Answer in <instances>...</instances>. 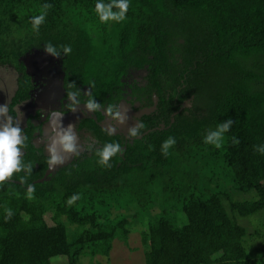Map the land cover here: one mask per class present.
Wrapping results in <instances>:
<instances>
[{"label":"trees","instance_id":"trees-1","mask_svg":"<svg viewBox=\"0 0 264 264\" xmlns=\"http://www.w3.org/2000/svg\"><path fill=\"white\" fill-rule=\"evenodd\" d=\"M45 3L52 8L35 32L31 18ZM96 3L0 0V66L18 74L9 115L15 118L14 108L35 88L25 59L44 53L49 42L72 48L58 58L64 101L70 104L67 92L79 89V106L89 90L104 107L129 98L155 109L138 120L146 125L141 138L108 135L99 127L108 119L102 110L80 119L76 128L93 138V150L41 183L35 181L47 157L33 143L40 127L28 121L23 152L34 165L28 183L36 186L35 199H27L23 172L0 186V264L108 257L114 240L128 245L134 226L144 264H264V243H257L264 231L253 226L257 214L264 219V155L256 151L264 144V0H130L120 23H101ZM141 72L142 84L126 79ZM228 118L224 146L205 144ZM169 136L176 144L165 156L161 145ZM116 141L123 154L111 168L100 166L95 149ZM233 192L257 198L238 201ZM76 193L81 198L69 205ZM6 207L14 212L7 221Z\"/></svg>","mask_w":264,"mask_h":264},{"label":"clouds","instance_id":"clouds-1","mask_svg":"<svg viewBox=\"0 0 264 264\" xmlns=\"http://www.w3.org/2000/svg\"><path fill=\"white\" fill-rule=\"evenodd\" d=\"M52 8L51 4L45 3L41 5V14L31 18V25L35 32H39L40 26L45 22L47 11ZM130 8V0H109L104 3L103 0H97L95 5V12L97 13L101 23L115 21L120 23L127 18V12ZM44 53L55 59H58L61 52L64 55L71 53L72 48L70 45H61L59 50L50 42L45 44ZM94 87V84L89 85V89ZM68 88L76 89L75 82H69ZM88 99L83 102V107L86 112L95 113L102 110L110 121L115 124L124 125L127 123L129 117L127 115L128 109L124 112L120 111L119 106L109 104L104 107L100 102L96 101L89 90H85ZM80 90L67 92L68 100L70 101L69 110L76 112L81 101L78 99ZM18 111V109H17ZM22 118V114H21ZM14 118L9 115V107L7 103L0 104V186L13 179L14 174L24 173L21 176L20 183L27 185V199H35L34 193L36 186L28 183V177L31 176L33 170V163L31 161H24L23 150L28 147L29 137L24 134L23 128L20 126V119ZM64 113L60 110H53L49 114L50 120V134L46 140V152L48 153L47 164L49 170H54L57 166L66 163L70 156H78L81 151V146L77 143L78 135L75 131V125L68 123L66 126L63 124ZM233 124V120L228 118L219 123L215 130L209 131L203 142L205 144L213 145L216 149H221L225 144V133H227ZM146 125L137 121L134 126L127 129V136L136 138L141 135ZM108 135H114L117 132V127L113 124L105 129ZM234 145L239 144L236 137H232ZM176 144V139L169 136L161 145L162 153L167 156L168 150ZM152 146L149 145V150ZM84 149L87 151L93 150L91 143H86ZM124 149L121 144L116 142H106L102 147L95 149V155L99 158L98 164L104 168H111L113 165L110 163L113 157L118 154L122 155ZM256 151L264 155V144L256 146ZM81 198L80 193L73 194L68 199V204L71 205ZM14 212L11 208H5V220H10Z\"/></svg>","mask_w":264,"mask_h":264},{"label":"rangeland","instance_id":"rangeland-1","mask_svg":"<svg viewBox=\"0 0 264 264\" xmlns=\"http://www.w3.org/2000/svg\"><path fill=\"white\" fill-rule=\"evenodd\" d=\"M25 63L29 68L30 74L33 77L35 83V90L30 100L21 103L18 107H15V118L20 119V126L23 127V120L27 114L33 112L34 109L40 110L42 113H50L53 110L60 109L61 98L63 95L62 89V70L58 59H55L45 53H36L33 56L27 57ZM128 76L129 81L135 83H143L144 73H131ZM18 74L9 66H0V104L8 103L9 98L12 96L16 89V83ZM124 103V102H122ZM128 107L124 106V109ZM18 109V111H17ZM218 171L223 172L225 177L221 179L223 181V187L227 190H231V183L229 181V174L226 169H222L220 166ZM200 184V183H199ZM209 189L211 187L209 186ZM233 199L238 201H252L255 200L256 194L254 192H233ZM154 212H158L155 210ZM50 215H45L46 219H49ZM47 219V220H48ZM255 221L253 226L264 231V219L262 215L257 214L254 217ZM182 215L176 213V222H181ZM245 219H239L240 224ZM132 232L128 237V245L124 246L119 243V240H114L112 250L108 257L97 256L91 258L86 255H82L79 258L78 264H144V256L141 246L140 228H132ZM257 243H264V237L258 240ZM98 261V262H97ZM51 264H66L67 259L64 257H54L50 260Z\"/></svg>","mask_w":264,"mask_h":264},{"label":"flooded vegetation","instance_id":"flooded-vegetation-1","mask_svg":"<svg viewBox=\"0 0 264 264\" xmlns=\"http://www.w3.org/2000/svg\"><path fill=\"white\" fill-rule=\"evenodd\" d=\"M33 83H34V80H33ZM34 86H35V83H34ZM35 90V88H34ZM34 90L31 92V96L29 97V99H27L26 101L30 100L31 97H32V94L34 92ZM14 93H12V96H13ZM12 96L9 98L8 100V107H9V104L11 102V98ZM26 101H23L21 103H24ZM121 102H124L125 106L128 107L129 109H132L133 113H137L138 111L142 110L143 108L141 107L140 103L138 102H130V99L127 98L126 100H122ZM120 102V103H121ZM21 103L17 104L16 107H18ZM69 102L68 101H64L63 100V95H62V98H61V104H60V111H62L64 114L70 112L69 108ZM35 105L33 106V112L30 113V114H27L26 115V118H24L23 120V127H26V123L28 121H31L32 125L34 126H39V131L38 132H35V135L33 137V143L36 147H42L44 148V145H45V142L47 140V137L50 133H45L44 132V129L42 127H44V124L47 122L48 118H49V114L50 113H42L40 110L38 109H34ZM78 107H81V106H78ZM83 107V106H82ZM15 109V108H14ZM85 118L89 115H87L86 113H83ZM31 117V119H30ZM109 119V118H108ZM135 120H139V118H135V117H132V121H135ZM113 122V121H112ZM101 124V123H99ZM77 126V123L75 125V131L78 135V140L79 142L81 141V151L80 152H83L84 150V145L86 143H91L92 145H95V141L93 140L92 137H90L87 133H84L83 131L84 130H78V128H76ZM104 130V129H103ZM78 131V132H77ZM122 135V134H121ZM125 137V136H124ZM128 137V136H127ZM139 137V136H138ZM141 137V136H140ZM130 138V137H128ZM44 151V149H43Z\"/></svg>","mask_w":264,"mask_h":264},{"label":"water","instance_id":"water-1","mask_svg":"<svg viewBox=\"0 0 264 264\" xmlns=\"http://www.w3.org/2000/svg\"><path fill=\"white\" fill-rule=\"evenodd\" d=\"M118 106H119L121 112H124L125 111L126 108L124 109V106H125L124 103L121 102V103L118 104ZM127 109H128L127 115L129 117V119H128V121H127L126 124H124V125H118V124H115L114 121L112 122L109 119H106L101 124H99V127L105 130L109 126V124L111 123V124H113V125H115L117 127L116 134H120V135L122 134L123 136H125L126 138H128L127 137V129L129 127H131V126H134V124L137 122V120L132 121V117L140 118L143 115H148L149 113L153 112L155 108L152 107L150 109H142V110L138 111L137 113H133L132 109H129V108H127ZM83 113H86L87 115L90 114V112H86L84 110V107L81 106V107H78L77 108V111L76 112L70 111V112L64 114L63 124L66 126L68 123L71 122L74 125H76V123L80 119H82V118L85 117ZM43 129H44V132L45 133H50V130L51 129H50V120H49V118H48L47 122L44 124ZM138 138H141V137L139 136ZM77 143L81 146V143L79 142V140L77 141ZM43 149H44V155L48 158V153L45 150L46 149V142H45V145H44V148ZM73 157L74 156H70L67 159L66 163L57 166L54 170H49V166L47 164V168L45 170V173H44L43 177L40 180L35 181V183H41V182H43L50 174L56 172L59 168H61L63 166H66L68 163H70L72 161Z\"/></svg>","mask_w":264,"mask_h":264}]
</instances>
